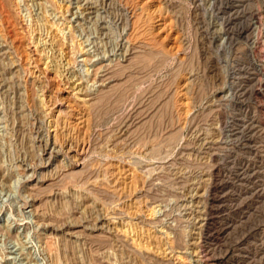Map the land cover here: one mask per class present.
Listing matches in <instances>:
<instances>
[{
  "label": "rangeland",
  "instance_id": "rangeland-1",
  "mask_svg": "<svg viewBox=\"0 0 264 264\" xmlns=\"http://www.w3.org/2000/svg\"><path fill=\"white\" fill-rule=\"evenodd\" d=\"M180 263L264 264V0H0V264Z\"/></svg>",
  "mask_w": 264,
  "mask_h": 264
},
{
  "label": "bare ground",
  "instance_id": "bare-ground-1",
  "mask_svg": "<svg viewBox=\"0 0 264 264\" xmlns=\"http://www.w3.org/2000/svg\"><path fill=\"white\" fill-rule=\"evenodd\" d=\"M37 61V60H36ZM31 66V65H30ZM38 66V65H37ZM40 74H42V75H44V77H45V79L47 80V78H48V69H40ZM42 79V78H41ZM49 79V78H48ZM46 80H42L43 81V83H45L46 82ZM42 85H46V84H42ZM47 86V85H46ZM78 89V88H77ZM74 91H76V89H74ZM82 94H83V92H82ZM77 96H79V99L81 98V96H80V92H78L77 91ZM86 96V95H85ZM45 99V98H44ZM82 101H84V99H81ZM80 100V101H81ZM81 101V102H82ZM44 103V102H43ZM46 103V102H45ZM44 105V104H43ZM44 106H47V105H44ZM59 107L60 106H56V105H54V107H52L50 110H49V115H50V118H53L54 117V115H55V113L59 110ZM45 108H47V107H45ZM49 109V108H48ZM47 109V110H48ZM45 110V109H44ZM55 119V118H54ZM57 120V119H56ZM58 122V121H57ZM57 122H53V127L55 128V130H54V136H55V139L57 138V136L59 135V129H58V127H56V124H57ZM58 125H59V122H58ZM72 146V145H71ZM52 151H54V150H57L56 152H58V153H61L63 150H66L67 151V153H71L72 151H71V148H68L67 147V145L65 146L64 144L62 145V146H58V143L57 142H55L52 146ZM55 152V153H56ZM62 154V153H61ZM64 154V153H63ZM67 155V154H66ZM181 261V260H180ZM182 262V261H181ZM180 264H182V263H180Z\"/></svg>",
  "mask_w": 264,
  "mask_h": 264
}]
</instances>
